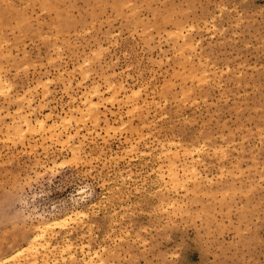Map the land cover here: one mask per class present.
<instances>
[{
  "label": "rangeland",
  "instance_id": "rangeland-1",
  "mask_svg": "<svg viewBox=\"0 0 264 264\" xmlns=\"http://www.w3.org/2000/svg\"><path fill=\"white\" fill-rule=\"evenodd\" d=\"M91 256L264 264V0H0V264Z\"/></svg>",
  "mask_w": 264,
  "mask_h": 264
},
{
  "label": "bare ground",
  "instance_id": "bare-ground-1",
  "mask_svg": "<svg viewBox=\"0 0 264 264\" xmlns=\"http://www.w3.org/2000/svg\"><path fill=\"white\" fill-rule=\"evenodd\" d=\"M89 106V105H88ZM23 122H25L26 124H30V121L26 118V117H22L21 118ZM44 120V119H43ZM43 120L42 119H35V121L37 122V124H39L40 127H44V123H43ZM30 126V125H29ZM51 125L48 126V128L50 127ZM47 127V126H46ZM47 128V129H48ZM53 128V127H52ZM51 133V132H50ZM52 134V133H51ZM173 174V173H172ZM172 181L175 182L177 180V178L175 177V174L172 175ZM178 182V181H177ZM65 221H67V219H51V220H40L38 222L37 225H34V229H33V232L30 233V235L28 236L27 240H26V245L24 248L22 249H16L15 251H19L21 252V250H26L27 252L29 251V255L32 254L35 255L36 252H38V249L39 248H44L46 249L47 247V244L48 241L46 240L47 238L45 237V235L49 234L50 232L53 231V228L55 227H63ZM50 235V234H49ZM42 248V249H43ZM45 251V250H44ZM47 251V250H46ZM43 252V251H42ZM18 253V252H17ZM16 253V254H17ZM35 253V254H34ZM92 254V253H91ZM31 256V255H30ZM36 256V255H35ZM35 256L34 259H35ZM94 256V255H93ZM37 257V256H36ZM43 257V256H42ZM100 257V256H99ZM3 258V257H2ZM8 258V257H7ZM39 258V257H38ZM47 258V257H46ZM5 259V258H4ZM3 259V260H4ZM28 259V258H27ZM98 259V258H97ZM1 260V258H0ZM71 260H73V258H71ZM86 260V259H85ZM33 261V260H32ZM2 261H0L1 263ZM6 262V259L5 261ZM71 262V261H70ZM84 264H97L96 263V260H94L91 257H89L86 262H84Z\"/></svg>",
  "mask_w": 264,
  "mask_h": 264
}]
</instances>
